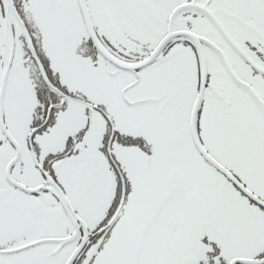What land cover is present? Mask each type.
Here are the masks:
<instances>
[{
	"label": "snow or ice",
	"instance_id": "obj_1",
	"mask_svg": "<svg viewBox=\"0 0 264 264\" xmlns=\"http://www.w3.org/2000/svg\"><path fill=\"white\" fill-rule=\"evenodd\" d=\"M0 264H264V0H0Z\"/></svg>",
	"mask_w": 264,
	"mask_h": 264
}]
</instances>
